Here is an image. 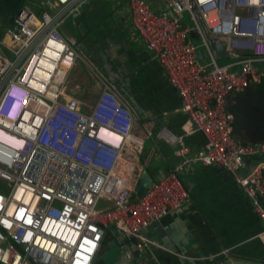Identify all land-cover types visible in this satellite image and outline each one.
Segmentation results:
<instances>
[{
  "label": "built area",
  "instance_id": "built-area-1",
  "mask_svg": "<svg viewBox=\"0 0 264 264\" xmlns=\"http://www.w3.org/2000/svg\"><path fill=\"white\" fill-rule=\"evenodd\" d=\"M85 1L51 0L62 8L40 13L22 6L0 37V264H92L110 226L132 256L153 242L146 227L188 200L179 173L190 160L232 171L264 220V158L236 172L245 155L264 157V141L240 142L226 106L231 93L264 76V0H163L162 9L127 0L131 23L186 114L183 133L156 131L181 160L141 193L151 133L138 132L125 94L60 27ZM211 38L225 43L231 61H217ZM194 130L205 140L192 152L184 134ZM259 237L264 245V229Z\"/></svg>",
  "mask_w": 264,
  "mask_h": 264
},
{
  "label": "crops",
  "instance_id": "crops-1",
  "mask_svg": "<svg viewBox=\"0 0 264 264\" xmlns=\"http://www.w3.org/2000/svg\"><path fill=\"white\" fill-rule=\"evenodd\" d=\"M48 1L51 0H40L35 12L45 8H62L57 5L54 9V5ZM89 1L83 2L77 16H68L62 21L61 30L66 25L73 30L82 25L88 29H85L87 33L84 44L89 50L85 53L125 94L140 117V134L143 135L145 131L151 134L155 131L156 134L164 125L173 133H183L186 114L180 110L181 98L169 82L159 60L148 51L131 23L125 2L117 5L119 0H113L115 6H112L119 7V10L113 16L110 26L103 28L100 33L102 37L109 36L107 42H101L100 47H97L91 43L92 38L89 36V11L93 9L92 5H87ZM149 1L155 9L164 7L163 0ZM25 5L33 10L26 0H0V37L6 38L5 27ZM82 13H87L86 19L81 20ZM107 18L105 16L104 19ZM118 78H121L119 83ZM88 80V75L83 73L81 87ZM204 140L199 130L184 134V141L192 152L201 148ZM263 158L255 154L245 155V166L236 172H248ZM153 159L155 163L149 166ZM180 160L181 157L173 152L172 144L156 139L152 149L141 158L142 167L137 179V189H141L139 193ZM143 170H146L150 178L147 186H143ZM179 175L188 189L189 198L182 209L164 214L146 227L145 232L153 242L138 250V254L133 252L131 256L127 254L129 246L126 238H117L114 234L101 242L92 264H96L99 259L100 264H217L235 260L264 264V245L259 237V232L264 229V220L254 211L252 199L237 182L234 173L217 164L190 160L185 163ZM107 253L108 258L103 260Z\"/></svg>",
  "mask_w": 264,
  "mask_h": 264
},
{
  "label": "trees",
  "instance_id": "trees-1",
  "mask_svg": "<svg viewBox=\"0 0 264 264\" xmlns=\"http://www.w3.org/2000/svg\"><path fill=\"white\" fill-rule=\"evenodd\" d=\"M124 2L127 6L128 1L124 0ZM113 3V0H90L87 5H92L93 9L89 11L91 17L96 18V14L100 12V19L108 16L109 19L112 20L117 10H119V7L115 8ZM112 4L114 6H112ZM86 14L87 13L81 14V20L87 18ZM80 27L84 31L83 37H86L88 29L83 25ZM77 29L78 28L73 30L70 26L66 25L64 29L62 28V32L64 34L75 35ZM188 36L192 41H198L197 34L192 29L189 30ZM76 38L78 41L80 40L78 37ZM226 106L233 114L231 125L234 135L240 142L249 144L256 140L264 141V76L261 77L259 81L248 83L242 91L231 93L226 100ZM113 228V226H110L106 229L102 242H105L106 239L113 236ZM100 262L101 260L99 259L96 264H100Z\"/></svg>",
  "mask_w": 264,
  "mask_h": 264
},
{
  "label": "rangeland",
  "instance_id": "rangeland-1",
  "mask_svg": "<svg viewBox=\"0 0 264 264\" xmlns=\"http://www.w3.org/2000/svg\"><path fill=\"white\" fill-rule=\"evenodd\" d=\"M40 0H26V2L28 4H30V6L33 8V10L35 11V8L37 9V6H38V2ZM41 1H44L46 2V0H41ZM121 2L123 3L124 0H119L117 5L121 4ZM49 8V7H47ZM37 12V11H36ZM100 12H98L96 14V18H93V17H90V33H89V36L92 38L91 39V43L97 47H100V43L101 42H107L109 36L107 37V35H104V37L101 36L100 33H102L103 31V28H106L107 25L110 26V24L112 23V20L107 18V19H104L103 17L100 19ZM181 20L184 22L185 25L187 26H190L191 25V19H190V16H189V13L187 11H184L183 12V16L181 18ZM98 24V25H97ZM96 25V27H95ZM84 26V25H83ZM105 26V27H103ZM96 28V29H95ZM110 31V29H107ZM112 30V29H111ZM106 32V30H104ZM83 30L81 29V27L79 26L78 29L76 30V33H75V36L78 37L80 40L78 41L79 42V47L84 51V52H88L89 49H87V46L84 44L86 43V37L84 36L83 37ZM116 35V34H115ZM113 35V36H115ZM83 37V38H82ZM82 38V39H81ZM82 42V44H81ZM233 59L232 56H219L217 57V61L220 63V64H223V63H226V62H229ZM124 80L126 82V76L124 77ZM121 82V78H118V82L119 83ZM156 141V134H155V131L152 132V134L146 139V143L145 145L148 147L150 145L153 146L154 145V142ZM155 163V159H153L151 161V163H149V166H152L153 164ZM141 178H142V182H143V186H147L148 182L150 181V178L146 172V170H143L142 173H141ZM108 253L106 255L103 256V260H106L108 258Z\"/></svg>",
  "mask_w": 264,
  "mask_h": 264
},
{
  "label": "water",
  "instance_id": "water-1",
  "mask_svg": "<svg viewBox=\"0 0 264 264\" xmlns=\"http://www.w3.org/2000/svg\"><path fill=\"white\" fill-rule=\"evenodd\" d=\"M210 45L215 49V53L221 56H227L229 53L225 50V43L222 41H219L217 39L211 38L210 39ZM137 254L139 251H136ZM135 254V255H137ZM217 264H258V262L255 261H243V260H235L234 262L232 261H221L220 263Z\"/></svg>",
  "mask_w": 264,
  "mask_h": 264
},
{
  "label": "bare ground",
  "instance_id": "bare-ground-1",
  "mask_svg": "<svg viewBox=\"0 0 264 264\" xmlns=\"http://www.w3.org/2000/svg\"><path fill=\"white\" fill-rule=\"evenodd\" d=\"M60 78H61V75H60V71L58 70V72H57V74H56V76H55V83H57L59 80H60Z\"/></svg>",
  "mask_w": 264,
  "mask_h": 264
},
{
  "label": "snow or ice",
  "instance_id": "snow-or-ice-1",
  "mask_svg": "<svg viewBox=\"0 0 264 264\" xmlns=\"http://www.w3.org/2000/svg\"><path fill=\"white\" fill-rule=\"evenodd\" d=\"M89 243H91V242H89Z\"/></svg>",
  "mask_w": 264,
  "mask_h": 264
}]
</instances>
